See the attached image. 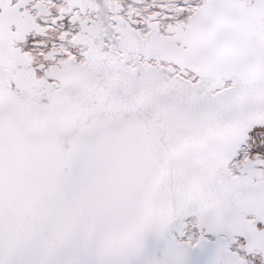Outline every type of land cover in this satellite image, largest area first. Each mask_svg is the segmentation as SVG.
<instances>
[{
	"label": "snow or ice",
	"instance_id": "1",
	"mask_svg": "<svg viewBox=\"0 0 264 264\" xmlns=\"http://www.w3.org/2000/svg\"><path fill=\"white\" fill-rule=\"evenodd\" d=\"M0 264H264V0H0Z\"/></svg>",
	"mask_w": 264,
	"mask_h": 264
}]
</instances>
